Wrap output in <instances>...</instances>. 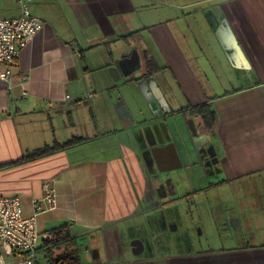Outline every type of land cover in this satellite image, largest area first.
I'll list each match as a JSON object with an SVG mask.
<instances>
[{
	"label": "crops",
	"instance_id": "0c3cea01",
	"mask_svg": "<svg viewBox=\"0 0 264 264\" xmlns=\"http://www.w3.org/2000/svg\"><path fill=\"white\" fill-rule=\"evenodd\" d=\"M30 9L45 26L13 79L0 78V195H19L42 231L69 222L79 248L92 239L101 250L85 264H264V0H31ZM18 13L0 0V14ZM125 85L135 98L138 85L144 118ZM203 103L216 113L212 129L191 109ZM73 137L85 141L1 166ZM207 187L219 191L236 246L161 244L165 210Z\"/></svg>",
	"mask_w": 264,
	"mask_h": 264
},
{
	"label": "built area",
	"instance_id": "2783aa9c",
	"mask_svg": "<svg viewBox=\"0 0 264 264\" xmlns=\"http://www.w3.org/2000/svg\"><path fill=\"white\" fill-rule=\"evenodd\" d=\"M15 1L17 15L0 14V78L6 81L13 79L12 65L22 49L45 26V21L32 13L31 0ZM57 195L53 183H45L42 200L48 209L57 207ZM33 202L37 208L38 199ZM35 215H25L19 195H0V264H38L40 240L51 239L53 234L39 229Z\"/></svg>",
	"mask_w": 264,
	"mask_h": 264
},
{
	"label": "rangeland",
	"instance_id": "374dc122",
	"mask_svg": "<svg viewBox=\"0 0 264 264\" xmlns=\"http://www.w3.org/2000/svg\"><path fill=\"white\" fill-rule=\"evenodd\" d=\"M220 78V77H219ZM229 85V79H220L218 82V88H223L224 86ZM136 95L138 98L134 97V94L131 93L129 87L127 85L123 86V93L126 94V98L133 107L136 115L139 117H145L148 114L145 113L147 108H144L146 103L144 100V96L139 92L138 85L134 86ZM127 90V91H126ZM179 90V89H178ZM120 93V90H117ZM122 99H120L121 101ZM117 101V107L119 102ZM115 108L116 111L118 108ZM143 111V113H141ZM183 115L178 116L179 122L183 125V128H186V123L182 120ZM103 126H106L101 122ZM98 124V128H99ZM188 138H190V134H186ZM184 135V137H186ZM194 140V138H193ZM214 177V179H216ZM217 180V179H216ZM199 186H204L207 184V180L198 181ZM180 192V189H179ZM218 196L219 191L218 189H213L210 187L206 188L205 197L201 192L197 193L194 198L189 197L188 200H183L180 197V194L177 198V202L172 206H169L170 209L165 210L167 213V220L162 229V235L159 236L161 244H165L167 241L174 242L178 240L179 247H183L186 242H189L192 248L196 251L202 249H209V248H221V247H234L236 246L237 238L234 235L230 234L228 231L224 230L221 220L219 219L223 213L222 205L218 204ZM202 197V200L199 199ZM195 200V201H194ZM176 209L177 213L171 214V210L173 211ZM88 236L81 239L80 244V256L83 261L82 264H85V260L87 257L91 256L95 250L98 248L101 250V247L98 245H93L89 241ZM87 238V240H86ZM149 239V237H145ZM158 238V237H156ZM164 246L161 247V250ZM190 248V245H189ZM61 249L55 250L54 256H56ZM131 255L134 253H130ZM146 253L143 252L141 254H137V257H143ZM43 250H38L37 254V262L38 264H45V259L47 257L43 256ZM48 262V261H47ZM49 264V263H48Z\"/></svg>",
	"mask_w": 264,
	"mask_h": 264
},
{
	"label": "trees",
	"instance_id": "16d2710c",
	"mask_svg": "<svg viewBox=\"0 0 264 264\" xmlns=\"http://www.w3.org/2000/svg\"><path fill=\"white\" fill-rule=\"evenodd\" d=\"M193 113L201 116L203 122L208 129H212L216 124V113L212 109L210 103H203L197 106L191 107ZM83 138L73 137L65 142H55L53 144H46L33 151L27 153L22 158L3 163L1 166H9L18 163H23L29 160H35L52 153L64 150L69 146L76 145L80 142H84ZM69 222L60 224L59 226L50 229L53 234V238L40 240L38 250H43L44 255L48 258L51 257V264H82L80 256L79 243L76 237H73L69 231ZM61 249V251L54 256L55 250ZM103 264V263H95Z\"/></svg>",
	"mask_w": 264,
	"mask_h": 264
},
{
	"label": "flooded vegetation",
	"instance_id": "af4514ba",
	"mask_svg": "<svg viewBox=\"0 0 264 264\" xmlns=\"http://www.w3.org/2000/svg\"><path fill=\"white\" fill-rule=\"evenodd\" d=\"M154 96L157 97L156 93H154ZM157 98H158V97H157ZM212 161H214V160H212ZM199 192H200V190H199ZM199 192H198V193H199ZM196 194H197V193H194L193 195H196ZM181 241H182V240H181ZM181 241H180L179 243H181ZM189 245H190V243H189V242H186L182 248H188ZM198 251H200V250H198Z\"/></svg>",
	"mask_w": 264,
	"mask_h": 264
},
{
	"label": "water",
	"instance_id": "95a60500",
	"mask_svg": "<svg viewBox=\"0 0 264 264\" xmlns=\"http://www.w3.org/2000/svg\"><path fill=\"white\" fill-rule=\"evenodd\" d=\"M161 97L163 98V94L161 95V93H160V98H161ZM118 111H119V113H120L121 116H124V114H123V110H122V109L119 110V108H118Z\"/></svg>",
	"mask_w": 264,
	"mask_h": 264
}]
</instances>
